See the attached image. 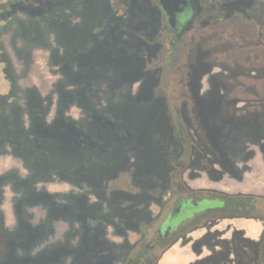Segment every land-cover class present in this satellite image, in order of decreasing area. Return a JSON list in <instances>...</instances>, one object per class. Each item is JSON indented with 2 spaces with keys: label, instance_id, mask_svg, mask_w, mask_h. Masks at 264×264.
<instances>
[{
  "label": "flooded vegetation",
  "instance_id": "obj_1",
  "mask_svg": "<svg viewBox=\"0 0 264 264\" xmlns=\"http://www.w3.org/2000/svg\"><path fill=\"white\" fill-rule=\"evenodd\" d=\"M13 23L31 46L50 35L74 88L54 111L35 91L20 105L0 42V155L27 170L0 174V204L18 194L0 264H156L177 240L190 264H264V168L230 156L264 160V0H181L171 18L160 0H0V35Z\"/></svg>",
  "mask_w": 264,
  "mask_h": 264
},
{
  "label": "rangeland",
  "instance_id": "obj_2",
  "mask_svg": "<svg viewBox=\"0 0 264 264\" xmlns=\"http://www.w3.org/2000/svg\"><path fill=\"white\" fill-rule=\"evenodd\" d=\"M21 20H24L25 16L20 15L19 17ZM46 44H48V48H52L51 42L53 40H50V35L46 34ZM51 41V42H50ZM0 42L2 43L4 47V52L7 56H9L10 64L12 66V75L14 76L17 81L15 82V86L17 91L20 92V97L18 98V103L20 105H24L25 99L28 97V95L31 92H36L37 97L41 99L44 103H47L49 106V102L51 105V110L54 111L55 108H57L60 104L62 99V95L60 91H68L71 92L74 88L72 84L66 83L63 78V73L60 70V63L54 62L50 57V49H46L44 46H34V44L31 46L30 44L24 42L22 40L21 35L19 34L16 25L13 23L9 26V31L5 34L0 35ZM54 43V42H53ZM53 49L56 50V52L60 53L61 50H59V47H57L55 44H53ZM1 77V74H0ZM108 83L100 82L96 83L94 85V91L96 94V97H94V102L97 106H103L105 105L109 99H108ZM6 86H4L3 81L0 78V91H5ZM72 96L69 97V99H73ZM76 98V97H74ZM75 103V102H74ZM68 112L71 114H77L78 110L75 105L67 106L66 107ZM53 113L49 116V118L52 116ZM236 149L241 148V145L235 144ZM243 149H239L238 151H241ZM254 150V149H253ZM237 153V152H236ZM232 158L238 159L240 163L247 162L248 166L250 168L254 167L253 169L257 168V158L259 155V152L254 150L253 152H246V153H231L230 155ZM248 180V181H247ZM205 186L209 187H216L218 189L226 190L227 192H232L238 189L243 190L247 186H251L253 183V180L246 179L242 183H238L235 180L228 179L227 187H221L220 184H215L214 182L208 181L204 175L201 174L200 181H197V183L202 182ZM256 182V181H254ZM253 186H256L254 184ZM258 186H263L258 185ZM3 190V189H2ZM2 211L4 213V219L6 218V213L2 208ZM152 211L155 212L156 208L152 206ZM36 216L40 215V211L36 210ZM38 219V218H37ZM234 223H238V221H234ZM239 224V223H238ZM7 227H11L12 225H7ZM253 228L252 226H249L248 229ZM136 238L135 234H131V240H134ZM181 244V243H180ZM182 245V244H181ZM180 248V247H179ZM177 248L175 251L173 250L171 253H173L171 256H169V261L165 260L163 264H190L191 261H189V258L191 255L195 256L193 251H188L187 249ZM196 258V257H195Z\"/></svg>",
  "mask_w": 264,
  "mask_h": 264
},
{
  "label": "clouds",
  "instance_id": "obj_3",
  "mask_svg": "<svg viewBox=\"0 0 264 264\" xmlns=\"http://www.w3.org/2000/svg\"><path fill=\"white\" fill-rule=\"evenodd\" d=\"M11 168H16L21 175H26L27 170L23 167L22 161L18 158H15L11 154L10 148L8 149L7 154L0 155V174H3L4 171H7ZM4 200L0 204V208L6 213L5 223L7 225H12L14 222L13 215V198L17 197V193L13 191L11 185H5L3 188Z\"/></svg>",
  "mask_w": 264,
  "mask_h": 264
},
{
  "label": "crops",
  "instance_id": "obj_4",
  "mask_svg": "<svg viewBox=\"0 0 264 264\" xmlns=\"http://www.w3.org/2000/svg\"><path fill=\"white\" fill-rule=\"evenodd\" d=\"M260 155V154H259ZM256 164H257V166H259V168L261 167V168H264V160H263V158L261 157V155L260 156H258V158H257V162H256ZM260 168V169H261ZM264 175H263V173L261 174V175H258V176H256V177H254V181H257V179H259L260 181H264V177H263ZM182 245H181V244ZM189 244H183L180 240H177L176 242H174V243H172L171 245H169L163 252H162V254H161V256H160V258L158 259V261H157V263L156 264H163V262L165 261V260H167V261H169L170 259H169V256H171L173 253H171L173 250L175 251V249H177V248H182V249H187L188 251H191L190 249H189ZM179 248V249H180ZM195 259V256H193V255H191L190 256V258H189V261H191V260H194Z\"/></svg>",
  "mask_w": 264,
  "mask_h": 264
},
{
  "label": "water",
  "instance_id": "obj_5",
  "mask_svg": "<svg viewBox=\"0 0 264 264\" xmlns=\"http://www.w3.org/2000/svg\"><path fill=\"white\" fill-rule=\"evenodd\" d=\"M160 2L163 5L168 17L171 18L174 12V7L181 3V0H160Z\"/></svg>",
  "mask_w": 264,
  "mask_h": 264
}]
</instances>
